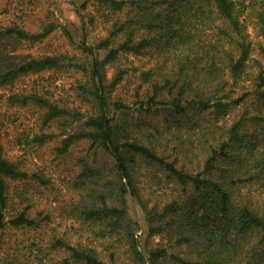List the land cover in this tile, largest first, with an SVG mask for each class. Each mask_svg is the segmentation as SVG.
Here are the masks:
<instances>
[{"label":"trees","instance_id":"1","mask_svg":"<svg viewBox=\"0 0 264 264\" xmlns=\"http://www.w3.org/2000/svg\"><path fill=\"white\" fill-rule=\"evenodd\" d=\"M90 1L85 0L83 6ZM254 1L92 0L95 14L106 20L113 14H123L113 19L107 35L94 45L87 43L84 21L77 42L67 26L54 22L43 24L36 32L16 23L0 29V39L32 43L62 28L67 38L76 43L88 63L63 54L28 56L17 62L1 58L0 88L12 86L21 76L58 68L65 65L64 61L87 71L89 80L80 89L95 103V112L83 120L86 130L68 134L56 149L65 153L74 141L85 138L92 147L102 148L111 163L110 176H104L100 166H85L66 181L69 190L90 198L89 204H64L72 220L71 229L74 223L77 228L86 224L90 243L83 244L81 236L71 242L54 234H42V228L50 223L51 212L47 203L40 208L36 198L54 184L39 168L32 172L20 168L3 155L0 146V264H27L29 256L35 264H264V103L260 102L250 116H245V110L229 124L220 126L211 119L201 123L190 115L187 125L195 129L185 135L171 120H165L161 129L134 114L150 113L164 90L169 100L162 103L171 107L176 116L188 117L189 107L225 113L227 104L222 98L226 96L220 91L229 81L220 77V65L224 63L231 85H236L249 57L239 16L243 9L254 7ZM213 13L216 17L212 20L218 18L221 25L227 26L216 28L235 47L236 55L229 49L216 54L212 42L201 40L200 23ZM256 15L262 23L264 8ZM93 21L94 16H89L87 23ZM119 35L121 39L116 41ZM151 48L158 52L159 72L170 62L169 75H163L162 82L152 83V93L146 101L136 102L139 107L135 110L122 100L111 102L103 83L104 66L121 55H146ZM193 48L198 56L189 58ZM100 50L104 51L102 58L97 57ZM199 54L205 62L201 63ZM124 73L118 68L109 88L120 82ZM153 74L152 69L141 71L140 81L151 82ZM258 79L259 87L264 84V73ZM202 88L209 89L205 92ZM257 93L261 99L264 97L263 92ZM8 101L43 109L41 130L32 138L37 144L51 139L52 135L42 128L52 120L81 117L77 108L34 89L10 95ZM160 146L171 150L165 154ZM191 158L196 159L194 167ZM141 165L156 168L150 178L153 187L162 190L164 182L167 187L154 194L151 206H147L149 200L141 198L135 184ZM158 173L164 174L163 178ZM127 195L139 199L148 234L166 235L174 248L184 247L182 254L163 243L145 251L137 248L133 234L138 226L126 217ZM9 228L34 231L36 236L21 244L16 240L6 243ZM55 254H62L58 263L52 258Z\"/></svg>","mask_w":264,"mask_h":264},{"label":"rangeland","instance_id":"2","mask_svg":"<svg viewBox=\"0 0 264 264\" xmlns=\"http://www.w3.org/2000/svg\"><path fill=\"white\" fill-rule=\"evenodd\" d=\"M84 2L85 0H0V29L5 25L16 23L25 26L26 29L32 32H36L41 29L43 24L54 22L60 26H67L75 36V42H77L80 40V26L84 21L86 22L87 43L94 45L99 39L107 35L113 19L116 17L120 19L123 14L121 12L113 14L106 20L104 17L95 14L92 0L86 3L85 6H83ZM254 2V7L249 6L243 9L239 16L241 23L244 25L243 31L248 42L249 57L242 78L236 85H231V79L227 68L224 67V63L220 65V68H223L220 77L229 81V84L220 91V95L226 96V98H222L227 104L224 109L225 113L223 111L222 113H214L213 108L208 110H190L191 107H189L186 109L188 117L176 116L171 107L162 103L169 100V96L164 90L157 97L159 103L151 109L150 113L135 112L134 114L139 115L141 120H147V123L155 124L161 129L162 125L166 124L165 120H171L177 124L184 135L193 132L195 129L187 125L186 118H189L190 115L201 123L211 119L220 126L229 124L233 118H238L240 113L245 110V116L248 117L253 114L254 108L259 106L260 102L264 103V97L261 99L257 93L263 92L264 94V84L258 87V76L264 73V19L260 23L256 15L257 10L260 11L264 8V0H255ZM89 16H94V21L90 24L87 23ZM208 16V19H203L202 24L200 23L199 33L201 40L203 42H212L216 46L214 50L216 54L221 49H229L236 55L235 47H231L230 41L224 35H219L220 33L216 28V26H221L222 28H227V26L221 25L218 18L212 20L213 17H216V14L213 13ZM231 34H233L234 38L236 37L234 33ZM120 39L119 35L116 41ZM148 52V54L138 57L121 55L104 66L103 83L106 85L105 91L111 102L122 100L132 110H135L139 107L136 102H139V100L146 101L147 97L152 93V83L162 82V76L169 75L170 62L159 72L156 66V62L160 59L158 52L154 48H151ZM59 54L76 56L77 59L88 63L79 47L67 38L62 28H57L42 40L32 43L15 38L0 39V60L2 58L3 60L17 62L28 56L38 57ZM103 56V50L97 51L98 58ZM196 56H198V51L193 48L189 58H195ZM199 58L202 61L201 63L205 62L202 54H199ZM66 63L64 61L63 64L65 65L58 68L21 76L12 86L0 88V146L3 155L17 162L20 168L27 172H32L39 168L42 173L51 178V182L54 184L53 187L47 189L44 194L36 198V203L41 206L40 208L47 203L45 205L50 208L51 212L50 223L48 227H44L45 229L42 228V234L45 236L54 234L71 242L76 241L77 236H81L80 239L85 244L87 242L90 243V241H87L89 233L86 231V224L81 228H77V224L74 223L75 225L71 229L72 220L64 204H69L70 202L75 204L86 202L89 204L90 198H87L85 193L80 194L69 190L66 187V181L70 177L75 176L85 166H100L102 174L110 176L111 163L110 157L102 148L96 145L92 147L91 142L85 138L74 141L65 153L61 154L56 149L60 146V141L68 134L86 130L83 120L86 116L95 112V103L90 96L85 97L80 89L81 86L87 85L89 73ZM118 68L124 69L125 73L120 82L109 88V83L114 78ZM148 69H152L154 74L151 82L143 83L140 81L139 74L141 71ZM33 86L35 88H32ZM33 89L71 108H77L81 113V117L77 119L73 120L71 117L57 118L44 126L42 131L51 134L52 137L43 144H37L32 141L33 135L41 130L40 117L43 109L33 104L23 105L20 102L13 101L10 103L8 101L10 95L29 92ZM202 89L205 91L209 88ZM189 97L186 96L187 99ZM235 99L239 100L238 103L234 102ZM247 124L251 127L250 123L247 122ZM170 147L164 148L160 146L159 150H165V154H168L167 152L171 150ZM191 161V166H196V159L191 158ZM155 170V167L141 165L137 169L138 175L135 178V184L139 186L141 198L149 200L147 206L152 205L155 198L154 194H158L167 188L165 182L162 184V190L153 187L154 184L151 183L150 178ZM158 174L163 178L164 174ZM166 192H168V189ZM126 211V217L135 221L138 226L133 234L138 249L145 251L158 243H163L167 244L169 250H173V241H168L166 235L148 234L146 214L141 208L139 199L127 195ZM8 231L6 243L16 240L21 244L26 240H30L31 236H36L34 231L29 232L11 228ZM122 249L120 243V253ZM183 249L184 247L174 248V252L182 254ZM61 256L62 254H55L52 258L56 259L58 263V258ZM104 259L107 261L105 257ZM27 264H35L31 256L28 257Z\"/></svg>","mask_w":264,"mask_h":264}]
</instances>
